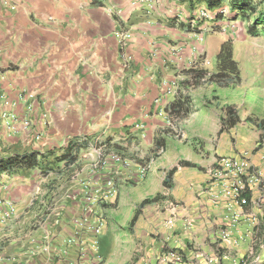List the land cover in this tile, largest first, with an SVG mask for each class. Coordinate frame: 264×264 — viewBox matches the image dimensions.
Masks as SVG:
<instances>
[{
  "label": "crops",
  "instance_id": "crops-1",
  "mask_svg": "<svg viewBox=\"0 0 264 264\" xmlns=\"http://www.w3.org/2000/svg\"><path fill=\"white\" fill-rule=\"evenodd\" d=\"M201 5L191 6L190 0H0V159L40 154L34 168L0 173V264H124L129 243L139 253L136 264H264V191L254 189L242 209L227 200L212 202L206 157L189 158L177 144L176 128L189 114L170 113L176 98L167 91L178 81L177 98H186L184 107L190 109L188 97L197 85L183 86L191 79L186 72L203 69L204 54L215 65L222 44L212 36L205 50L202 35L187 32L198 7L213 17L202 28L221 23L222 7ZM160 139L165 147L156 150ZM260 146L251 159L264 178ZM232 151L230 156L240 155L237 145ZM113 155L129 165L115 164L109 160ZM141 158L150 160L153 170L144 183L160 169H176L171 207L145 227L144 209L156 203L141 208L150 197L143 199L134 213L139 212L137 221L130 225L133 215L127 227L134 228L129 233L134 238L123 241L115 233L117 218L108 213L130 208L127 196L140 167L131 160ZM104 159L107 169L100 165ZM182 161L197 167L181 166ZM111 177L118 195L100 210L106 226L95 255L92 235L73 245L67 241L76 238L77 218L98 212L88 207L85 188L103 187ZM236 218L231 236L224 238ZM109 240L112 249L105 252Z\"/></svg>",
  "mask_w": 264,
  "mask_h": 264
},
{
  "label": "rangeland",
  "instance_id": "rangeland-1",
  "mask_svg": "<svg viewBox=\"0 0 264 264\" xmlns=\"http://www.w3.org/2000/svg\"><path fill=\"white\" fill-rule=\"evenodd\" d=\"M225 6L226 11H228L227 14L218 13L220 17L218 20L221 21L220 24L202 28L205 20H211L213 17L210 16L208 19L202 21H198L194 17L190 19L191 25L188 24L189 28L187 32L193 35L196 34L197 36L202 35L203 40H206L204 44L205 50L209 48V43L213 44V41L208 42L212 36L214 39L217 38L218 43L229 42L233 59L239 70V79L236 81L237 83L235 82V86H217L215 82L213 83L209 80V77L218 70L215 65L212 66L209 61L210 59L206 58L205 54L202 55V68L207 70L208 76L195 88H192V96L188 97L189 99L191 98L190 103L192 104V107L189 109V116L183 119V124L176 128L177 140L181 141L177 142V144L180 145L182 152L187 157L194 159L197 154L200 155L199 158L203 155L206 157L207 166L210 170L217 160L223 157H230L231 153L235 152L232 151V148L234 150L236 145L238 152H240L238 156L245 153L251 156L252 153L259 150L260 145L264 144V132L253 130L249 124L257 123L264 118V27L263 25L259 27L260 31L257 35H250L248 27L252 25L254 16H251L250 20L238 17L237 13L233 11L230 2ZM253 6L257 8L258 13L262 12L264 10V0H255ZM218 20L216 19V21ZM184 24L187 25V23ZM176 82L178 83V81ZM179 87L181 86H178L175 98H177L180 92ZM228 106L239 110L241 122L233 131H221V118L224 109ZM247 118L253 121H247ZM238 152L236 151V153ZM162 154H158L157 158ZM131 161L135 165L147 166L148 173L145 177L137 176L138 181L135 185L130 184L131 186L133 185L127 196L128 202L131 201L130 208L117 209L112 214L108 213L109 217L115 216L117 218L118 223L115 227V233L117 239L123 241L126 239L132 241L134 238V236L129 235L131 231L134 233V228L131 230L127 227L137 210L138 204L143 199L146 197L156 199L155 205L144 209L145 213L142 215L143 219L141 222L146 225L145 227L150 226L148 220L157 219V214L165 215L166 211L171 207L170 202L172 201L169 189L173 186L172 179L174 180V178L169 177L170 172L160 169L156 176L149 178L151 183H144L150 172L153 171L151 170L150 160L141 158V162L134 159ZM166 180L168 182L167 187L164 185ZM123 227L127 228V230L125 231ZM144 236L147 237L145 232ZM112 243L113 240H109L104 244L103 249L105 252L112 249ZM129 244L132 246H128L125 251L124 257L126 258V263L124 264H136L137 254L139 253L137 249L134 250L132 243ZM122 245L125 246V243H122ZM110 264L118 263L111 262Z\"/></svg>",
  "mask_w": 264,
  "mask_h": 264
},
{
  "label": "built area",
  "instance_id": "built-area-1",
  "mask_svg": "<svg viewBox=\"0 0 264 264\" xmlns=\"http://www.w3.org/2000/svg\"><path fill=\"white\" fill-rule=\"evenodd\" d=\"M102 2L104 0H97ZM225 8H221L219 13L224 15L227 14ZM211 16L210 11L206 8L198 10L197 19L202 21L208 19ZM124 38L129 39V34H124ZM200 40H203L201 36ZM179 84L175 81L171 88L167 91L170 97H174L177 93V88ZM24 95L27 98H31L30 94ZM31 107L28 108L30 110ZM12 120L15 119L14 116L8 115ZM2 134L0 131V140ZM250 154L245 153L241 156L234 157H223L218 160L215 167L212 168L208 180V192L211 196L212 202H218L221 200H227L230 205L242 209L249 204L250 196L249 194L254 189H259L264 191V178L261 171L254 166ZM109 159V158H108ZM109 160H112L117 165H129L120 155H113ZM102 169H107L109 167V162L104 159L100 162ZM148 173L147 166H140L138 168V177H145ZM118 195V185L115 178L111 177L107 179L104 186H87L84 190V197L89 208H94L98 210L96 215H88L84 213L83 216L75 220L77 227L76 238H71L67 241L68 244L73 245L78 240L82 239L86 234L93 236L91 249L95 255H98L100 249L99 237L102 235L104 228L106 226L105 220L103 218L101 209L107 204V202L115 200ZM236 218L232 221L228 230L223 232L224 238H229L232 234L233 228L237 225ZM81 241V240H80ZM80 244L83 242H79ZM173 259H177V254H171Z\"/></svg>",
  "mask_w": 264,
  "mask_h": 264
},
{
  "label": "trees",
  "instance_id": "trees-1",
  "mask_svg": "<svg viewBox=\"0 0 264 264\" xmlns=\"http://www.w3.org/2000/svg\"><path fill=\"white\" fill-rule=\"evenodd\" d=\"M227 1L231 3L233 11L237 13L238 17L251 19V16H254V21L252 25L248 27V33L250 35H257L259 27L263 25L264 27V10L258 13L257 8L253 6L255 0H190L191 6L193 4H204L210 10L220 9ZM217 72L210 75L209 80L216 85H230L235 86L236 81L239 79V70L236 62L233 59L232 49L229 42H224L221 45L220 51L216 57ZM188 75H191L190 81H184L183 86L188 84L198 85L208 76V72L205 69H191L186 72ZM236 82V83H235ZM179 99V101H177ZM186 106V98L182 101V98H176L174 103L170 106V113L176 117H186L189 114V109L184 107ZM247 121H253L250 118L246 119ZM222 128L221 131L229 130L241 122V116L239 110L228 106L224 109L223 116L221 118ZM255 125L264 130V118L259 120ZM165 144L164 140L160 139L156 141V150L164 149ZM40 154L33 152L26 155H14L6 159H0V173L7 172L13 169L18 168H34L37 165L38 156ZM184 167H197L196 164L192 162L182 161L180 163ZM176 169H173L169 173L171 178ZM164 185L167 187V180L164 182ZM156 203V199L147 198L141 204V208L146 205ZM137 212L131 220L130 225L133 227L137 221L138 214Z\"/></svg>",
  "mask_w": 264,
  "mask_h": 264
}]
</instances>
